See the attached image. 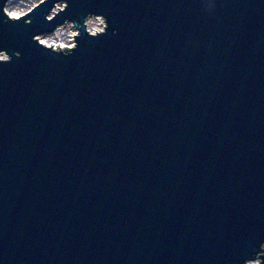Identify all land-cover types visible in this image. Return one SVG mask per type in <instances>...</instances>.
Returning <instances> with one entry per match:
<instances>
[{"label":"water","instance_id":"water-1","mask_svg":"<svg viewBox=\"0 0 264 264\" xmlns=\"http://www.w3.org/2000/svg\"><path fill=\"white\" fill-rule=\"evenodd\" d=\"M56 2L5 23L0 0V50L21 54L0 64V264L254 258L264 0ZM88 13L107 35L70 56L32 39Z\"/></svg>","mask_w":264,"mask_h":264},{"label":"clouds","instance_id":"clouds-1","mask_svg":"<svg viewBox=\"0 0 264 264\" xmlns=\"http://www.w3.org/2000/svg\"><path fill=\"white\" fill-rule=\"evenodd\" d=\"M19 3L20 0H3L2 13L7 18L4 21L5 23H16L22 19L17 16L14 10L18 7ZM56 4L59 10L57 13H54L55 18L69 7L68 0H58ZM38 7L37 5L35 9ZM214 7V0H207L206 8L211 10ZM50 12H52V9ZM45 20L50 22L52 16L47 14ZM24 22L30 24L31 20L25 19ZM109 27L108 20L104 15L88 13L83 17V23L76 19H66L62 24H58L53 31L35 35L32 39L44 51L67 57L78 49L79 38L84 33L90 38L95 39L102 35H107ZM112 35H117V30L113 29ZM13 55L18 59L21 54L17 51L10 55L7 50H0V64L11 63ZM259 249L260 251L254 253V258L246 259L244 264H264V243L259 245Z\"/></svg>","mask_w":264,"mask_h":264},{"label":"rangeland","instance_id":"rangeland-1","mask_svg":"<svg viewBox=\"0 0 264 264\" xmlns=\"http://www.w3.org/2000/svg\"><path fill=\"white\" fill-rule=\"evenodd\" d=\"M43 0H20V3L16 9H14L17 13V16H22L33 9L36 5H38Z\"/></svg>","mask_w":264,"mask_h":264}]
</instances>
